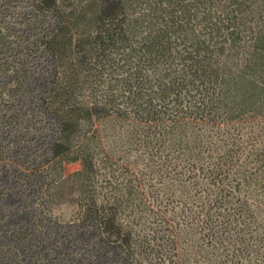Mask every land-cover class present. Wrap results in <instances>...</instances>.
Instances as JSON below:
<instances>
[{
	"label": "trees",
	"instance_id": "trees-1",
	"mask_svg": "<svg viewBox=\"0 0 264 264\" xmlns=\"http://www.w3.org/2000/svg\"><path fill=\"white\" fill-rule=\"evenodd\" d=\"M0 264H264V0H0Z\"/></svg>",
	"mask_w": 264,
	"mask_h": 264
},
{
	"label": "rangeland",
	"instance_id": "rangeland-1",
	"mask_svg": "<svg viewBox=\"0 0 264 264\" xmlns=\"http://www.w3.org/2000/svg\"><path fill=\"white\" fill-rule=\"evenodd\" d=\"M49 60L48 59H41L36 63L32 69H31V80L29 84L26 87V93L23 97H21L20 101L24 103H33V101L36 98V95L39 93V91L43 87V82L49 75ZM39 115L42 119V123L47 126V134L50 133V129H52L54 125V118L52 115H47L43 113L42 111H39ZM48 142V141H47ZM67 167L69 170H74L80 167L79 162L69 163L67 164ZM12 170H17L18 168L11 167ZM74 205L70 201H66L62 203L58 208V213L63 218H69L71 215H73L74 212ZM85 237H92V233L86 235Z\"/></svg>",
	"mask_w": 264,
	"mask_h": 264
}]
</instances>
